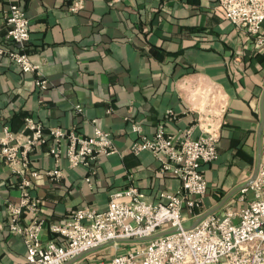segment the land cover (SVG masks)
Returning <instances> with one entry per match:
<instances>
[{
	"label": "crops",
	"instance_id": "0c3cea01",
	"mask_svg": "<svg viewBox=\"0 0 264 264\" xmlns=\"http://www.w3.org/2000/svg\"><path fill=\"white\" fill-rule=\"evenodd\" d=\"M15 1L30 19L28 51L49 86L39 89L35 72H23L0 54V135L6 124L21 131L27 115L44 126L47 141L32 153L29 170L40 172L31 193L41 200L45 241L53 237L51 223L65 222L84 205L106 210L111 193L131 183L151 202L162 191L180 189V179L162 172L152 152L132 151L140 136L135 124L152 137L161 124L176 133L195 125L199 113H210L222 126L219 156L203 165L204 210L230 195L222 213L238 198L264 159V44L228 20L219 0H82L79 12L69 10L76 0ZM7 9L0 0V45L10 50L16 46L7 38ZM55 126L83 135L95 126L112 133L119 152L99 157L91 185L88 168L71 167L66 157L60 182L46 175L55 165L49 137ZM20 198L0 157V254L6 264H26L24 238L8 228L9 203Z\"/></svg>",
	"mask_w": 264,
	"mask_h": 264
},
{
	"label": "built area",
	"instance_id": "2783aa9c",
	"mask_svg": "<svg viewBox=\"0 0 264 264\" xmlns=\"http://www.w3.org/2000/svg\"><path fill=\"white\" fill-rule=\"evenodd\" d=\"M4 1L8 3L7 38L16 47L9 50L0 45V54L8 55L23 72H35L36 86L45 90L49 81L28 51L30 19L18 2ZM219 5L228 20L254 36L258 45L264 44V0H219ZM83 7V1L76 0L69 10L79 12ZM77 109L83 111L81 105ZM196 124L176 133L167 132L161 124L152 137L142 133L141 125H133L140 136L132 151L152 152L160 160L162 172L180 179L179 190L162 191L160 200L151 202L139 186L131 183L111 193L106 210L84 205L65 222L51 223L53 237L46 241L41 200L31 193L33 178L40 172L29 170V166L32 153L48 136L32 115L24 118L19 132L6 124L0 135V157L10 166L21 191L20 202L9 203L12 217L8 228L11 234L24 238L26 264H64L80 254L83 257L71 264H83L107 247L116 252L114 256L93 264H264V159L256 179L240 189L238 198L224 212L208 215L193 228L186 226L187 220L206 212L203 198L208 182L203 165L219 156L222 126L210 113H199ZM196 126L199 135H195ZM49 137L54 141L51 153L55 165L46 175L52 182L62 180L61 161L66 157L71 167L88 168L86 181L91 185L99 157L119 152L112 133L99 126L91 135L55 126L50 128ZM171 229L176 231L140 240ZM0 264H6L1 254Z\"/></svg>",
	"mask_w": 264,
	"mask_h": 264
},
{
	"label": "water",
	"instance_id": "95a60500",
	"mask_svg": "<svg viewBox=\"0 0 264 264\" xmlns=\"http://www.w3.org/2000/svg\"><path fill=\"white\" fill-rule=\"evenodd\" d=\"M259 167H260V165H259L258 168L255 170L252 179H251V180L249 181V183H248L247 185H245V186L250 185V184L256 179V177H257V175H258ZM229 198H230V195H229V196H226V197H225V198H224V199H223V200H222V201H221L216 207H214L213 209H211V210H209V211H206L205 213H203L202 215H200V216L196 219V221L194 222V224H193L190 228L195 227V226H196V225H197L202 219H204V218L207 217L208 215L217 212L220 208H222V207L225 205V203L228 201ZM174 231H176V229H171V230H168V231L159 232V233H157V234H155V235H153V236L145 237V238H142V239H140V240H150V239H153V238H155V237H159V236H162V235H165V234L172 233V232H174ZM98 248H99V247L94 248V249H92L91 251H95V250H97ZM82 257H83V254H80V255L74 257L73 259H71V260L65 262L64 264H71V263H73V262H75V261L81 259Z\"/></svg>",
	"mask_w": 264,
	"mask_h": 264
},
{
	"label": "rangeland",
	"instance_id": "374dc122",
	"mask_svg": "<svg viewBox=\"0 0 264 264\" xmlns=\"http://www.w3.org/2000/svg\"><path fill=\"white\" fill-rule=\"evenodd\" d=\"M115 253L116 252L110 247L103 248L92 255L90 260H85L83 264H93L97 261L109 260L114 256Z\"/></svg>",
	"mask_w": 264,
	"mask_h": 264
}]
</instances>
